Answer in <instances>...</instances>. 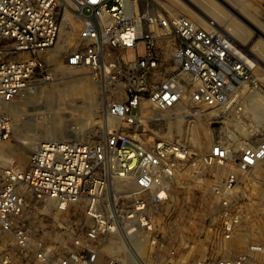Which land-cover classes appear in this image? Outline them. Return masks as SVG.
I'll return each instance as SVG.
<instances>
[{"label": "built area", "instance_id": "2783aa9c", "mask_svg": "<svg viewBox=\"0 0 264 264\" xmlns=\"http://www.w3.org/2000/svg\"><path fill=\"white\" fill-rule=\"evenodd\" d=\"M64 1L75 5L81 20L66 63L86 67L93 81L113 93L106 113L123 125L98 141L42 142L25 167L0 168V264H12L10 252L38 264H118L113 256L100 257V244L109 235L125 242L128 264H146L142 240L129 237L154 233L150 207L169 199L175 163L189 152L178 142L157 139L148 145L138 137L141 108L221 107L257 89L255 65L224 33L176 12L172 0ZM59 6L60 0H0V54L8 55L0 59V142L12 133L15 98L30 84L51 78L48 58L60 32ZM197 162L224 167V188L232 187L264 163V139L249 135L233 144L216 139ZM111 179L130 186L125 211L116 199L101 206ZM79 205L87 224L69 222ZM237 222L223 211L224 240L233 237ZM249 249L258 253L262 247ZM248 260L226 256L218 264ZM164 264L174 261L170 257ZM196 264L210 262L203 258Z\"/></svg>", "mask_w": 264, "mask_h": 264}, {"label": "rangeland", "instance_id": "374dc122", "mask_svg": "<svg viewBox=\"0 0 264 264\" xmlns=\"http://www.w3.org/2000/svg\"><path fill=\"white\" fill-rule=\"evenodd\" d=\"M188 2L172 0V5L176 12L186 13L211 27L197 14L201 11L250 57L263 61V65L255 64L258 87L253 92L243 91L241 96L217 108L188 103L164 110L151 104L141 108L138 137L148 145L157 139L178 142L189 156L175 163L169 180V199L150 207L154 233L129 238L134 242L142 240L140 255L146 264H164L170 257L174 264H196L203 258L210 264H218L223 257L235 255L249 258L248 264H264V163L240 175L232 187L224 188V167H202L197 162L216 139L230 144L249 135L264 139V0ZM59 10L61 31L48 58L51 78L30 84L10 105L13 129L10 137L0 142V168L25 167L29 154L45 138L93 142L123 125L106 113L107 97H113V93L105 92L93 81L86 67L67 65L66 56L77 41L81 20L73 3L60 0ZM7 56L0 54V59ZM29 137H36L33 146L27 144ZM129 189L123 181L111 179L101 200L102 208L107 200L116 199L118 208L125 211L130 205V198L125 196ZM78 208L71 213L69 222L87 224L89 219L84 217L83 207ZM224 210L238 218V226L228 240L220 234ZM2 238L0 234V242ZM116 238L109 235L102 240V259L108 256L118 259L107 247ZM250 245H259L262 250L255 253L249 249ZM10 254L12 264H38L34 259L20 260L16 253ZM118 264H128V252Z\"/></svg>", "mask_w": 264, "mask_h": 264}, {"label": "bare ground", "instance_id": "6f19581e", "mask_svg": "<svg viewBox=\"0 0 264 264\" xmlns=\"http://www.w3.org/2000/svg\"><path fill=\"white\" fill-rule=\"evenodd\" d=\"M183 1V0H182ZM185 2H188V0H185ZM189 3V2H188ZM187 3V4H188ZM196 11V10H195ZM199 11V10H198ZM197 11V12H198ZM201 12V11H200ZM197 13L201 18L202 20L206 21L211 27L210 28H214V29H217L218 30V25L216 23H213L212 20L208 17H206V15L204 13ZM61 31V30H60ZM60 35V33H59ZM58 35V37H59ZM227 36V35H226ZM230 38V37H229ZM231 39V38H230ZM58 40V38H57ZM234 41V40H233ZM235 42V41H234ZM57 43V41H56ZM55 43V45H56ZM236 43V42H235ZM238 45V43H236ZM239 46V45H238ZM243 46V45H241ZM240 47V46H239ZM246 54L247 52L242 48L240 47ZM248 51V50H247ZM248 55V54H247ZM250 57V56H249ZM251 61L255 64H259V65H263V61L259 60V59H254L253 57H250ZM260 96V95H259ZM258 96V97H259ZM32 134V133H31ZM49 140H52V139H49V138H45L43 141H49ZM60 140H63V139H60ZM36 141V137H29L28 138V141H27V144H29L30 146H33L34 143ZM146 241L144 240L143 241V244L145 243ZM108 248H111L112 251L114 252V254L118 255V259L121 260V261H124L125 260V249H126V245H125V242H123V240L118 236L116 238V240H113L112 244L111 245H107Z\"/></svg>", "mask_w": 264, "mask_h": 264}]
</instances>
